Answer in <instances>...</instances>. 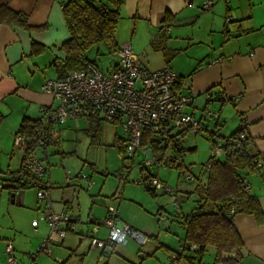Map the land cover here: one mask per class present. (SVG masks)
Wrapping results in <instances>:
<instances>
[{"label":"crops","instance_id":"crops-1","mask_svg":"<svg viewBox=\"0 0 264 264\" xmlns=\"http://www.w3.org/2000/svg\"><path fill=\"white\" fill-rule=\"evenodd\" d=\"M64 1L0 0V6L21 12L31 26L37 27L26 29L0 22L1 190L9 186L4 185L5 181L13 182L21 165V156L14 150L13 139L22 118L46 119L47 113L58 104L51 94L42 90V84L62 73L64 54L60 46L69 37L62 13ZM118 1L115 42L118 45L128 42L140 55L141 63L150 70L169 67L179 77L180 92L192 96L186 112L198 119L203 118L206 111L217 115L208 114L203 118L204 127L200 132L220 139L245 129L250 137V150L264 153V0H212L213 4L207 10L202 9V4L208 0ZM149 49H153L159 58L153 60L147 53ZM81 119L90 123L84 117L66 121L77 125L76 121ZM60 125L50 124V136L54 138L52 144L55 146L37 147L35 152L46 164L45 180L50 184L53 210H67L76 223L75 230L59 244L62 245L65 241L79 243L78 240L89 236L91 224L102 220L107 206L111 205L109 198L115 197V192L109 191L110 187L104 189V182L98 189L94 188L91 175L88 178L92 183L87 186L85 177L82 179L85 174L82 169L73 174L64 170L61 162L66 163L67 157L59 166L56 163L50 166L53 154L63 157L61 155L69 152L60 146ZM116 137L114 142L125 140V137ZM188 137L189 134L185 140ZM186 149L192 152L196 145H188ZM145 151L142 150L144 154ZM184 162L188 163L185 157ZM193 168L191 166L195 185L203 184L202 178L204 182L207 178L203 165H198L196 173ZM139 171L142 176L144 168L141 166ZM243 175L249 192L257 197L264 214V179L256 171ZM8 190V196L0 195V209L8 215L12 229L20 239L19 244L21 240L27 243L26 250L33 240L40 243L44 236L40 226L46 224L36 221L41 213L40 202L32 188H16L13 202ZM181 211H176L172 221L175 219L180 230H184L179 221L180 214L183 215ZM120 214L122 216L121 211ZM122 221L130 225L131 220L125 217ZM232 222L242 241L235 264H264V223L259 224L252 215L244 213H235ZM34 224L36 230L32 228ZM141 229L148 230L149 235L155 231L146 225ZM106 232L105 226L100 224L95 235L104 236ZM183 239L184 234L178 239V248ZM12 243L16 252V243ZM165 247L171 255L178 250ZM57 250L59 262L69 264L74 250L65 257L66 261L63 259L65 253ZM28 254L17 259V264H26ZM110 259L109 256L105 264ZM80 264H85L84 260Z\"/></svg>","mask_w":264,"mask_h":264},{"label":"built area","instance_id":"built-area-1","mask_svg":"<svg viewBox=\"0 0 264 264\" xmlns=\"http://www.w3.org/2000/svg\"><path fill=\"white\" fill-rule=\"evenodd\" d=\"M213 4L212 0L205 1L202 9L207 10ZM115 62L107 69H100L95 63H89L85 68L73 70L65 75L47 80L42 84V90L58 101L55 108L47 113L50 124H62L73 117L91 118L119 124L125 133V152L132 157L139 150L149 148L150 154L143 163V175L134 182L155 193H173L168 184L158 179L153 170L147 167L158 166L178 168L180 176L186 181H192L194 175L191 166L184 162L186 149L185 136L199 133L203 130V118L214 115L206 111L203 118H195L185 111L192 102L190 94H183L178 89L179 77L167 66L150 70L140 61V55L135 53L128 42L118 45L114 53ZM209 98V93L206 94ZM157 139L162 150L160 158H152V148L143 146L145 136ZM249 138L245 129L236 137L212 138L210 140V157L215 160L222 157L231 146H240ZM54 143L51 136H42L37 147H46ZM14 150L21 156V165L16 173V179L24 188H32L40 202L41 213L39 221L48 226V233L41 239L40 245L34 253L28 254L26 264H38V254L51 256V249L59 245L69 232H73L76 223L67 210L55 211L52 208L50 184L45 180L46 168L35 150L28 148L25 137L15 134ZM264 153L259 152L255 160L256 166L264 172ZM211 162L203 166L204 173L210 169ZM146 170V171H145ZM88 186L91 180L85 177ZM178 211V210H177ZM160 220L167 221L163 213H159ZM105 226L107 234L99 238L95 234L99 225ZM36 230V227H33ZM89 249L97 251L99 262L106 260L117 245H123L128 238L134 239L140 245L146 241L143 232L122 222L118 210L108 206L106 215L99 223H93L89 232ZM198 246L188 244V251L196 253ZM4 264H17L15 249L11 241L4 243ZM184 251L183 244L171 255L175 259L178 253Z\"/></svg>","mask_w":264,"mask_h":264},{"label":"rangeland","instance_id":"rangeland-1","mask_svg":"<svg viewBox=\"0 0 264 264\" xmlns=\"http://www.w3.org/2000/svg\"><path fill=\"white\" fill-rule=\"evenodd\" d=\"M147 53L153 60L159 58H156L157 54L153 49H149ZM88 57L104 71L107 70L116 60L113 55L108 53L104 45L91 49L88 53ZM68 121L60 125L61 132L59 142L60 146L66 151L69 150V152H64L65 154L61 155L63 157H55L53 154L51 157L54 159L52 162L50 161V166L55 163L59 166L60 161L64 157H67L65 159L66 163L61 162L64 170L68 169V172L70 170L73 174L79 169H82V172L85 173L82 179L91 175L92 180L94 181L93 186L97 189L99 186H102V182H104V189L110 187L109 191L112 189V192H115V197L109 198L111 199V205L109 206L116 207L121 220L128 217V219L131 220L128 223L133 225V228L143 232L146 236V241L143 245H140L132 238H128L127 242L123 245H117L114 248L113 253L110 254L111 259L107 264H174L171 262L170 258L171 251L167 250L165 246L177 250L178 239L184 234V230H180L175 219L172 221V218L178 209L182 210V214L186 216L199 206V203L197 202L198 197L196 193L193 192L196 186V178L194 177L192 181H186L180 176L178 168L158 166L147 167L148 171L151 169L153 170V174L158 179L164 182L166 181L168 186L175 189V192L172 194L158 192L152 196L142 186L137 185L134 182L141 177L139 170L141 166H143L144 161L148 159L147 156L142 150H139L132 157L124 152L125 159H121L120 153L114 145V140L118 139L116 137L117 135L122 138L125 137V133L119 124L115 125L97 120H93L92 123L88 124L85 119H81L76 121L77 125H70L71 122ZM220 139L222 140L223 138ZM184 145L186 148L188 145L191 147L196 145V150H193L192 152L187 150L185 154L186 161L189 163L186 162V164L193 166V172L195 171L194 173H196L198 171V165L204 166L211 155L210 140L208 139L207 141V136L202 132L197 134L190 133L188 139L184 141ZM48 146L51 147L55 145L52 144ZM152 158L155 157L153 156ZM222 158L223 157H220V159ZM204 180L205 179L202 178L203 183ZM16 184V181L11 183L5 181L4 183L6 186H15ZM7 190L8 188L0 189V195L2 193L5 197L8 196L6 193ZM83 190H85V188H83ZM182 196H187V199H182ZM114 202L120 207L122 216L116 204H112ZM159 213H163L167 217V222H170L167 224L163 223L160 220ZM36 221L39 222L38 218ZM143 225L154 229V233L149 235L148 230H142L141 226ZM36 226L37 225L34 224L32 228ZM92 226L93 224H91V228ZM40 229L44 233L43 237H45L48 233L47 224L46 226L41 225ZM70 234L71 232H69L67 236ZM106 234L104 236L97 235V237L104 238ZM5 241H15V256L17 259L22 258L26 253H34L40 245L39 242L30 239V241H32V246L28 245L29 248L25 250V245L27 243L21 240V243L19 244L20 239L18 238V234L12 229L8 215L5 211H2L1 208L0 264H4L5 262L3 253ZM78 242L79 243H69L68 241H65L62 245H55L51 249L50 257L44 254H38L36 262L38 264H60L59 261L61 260L58 258L59 253L57 249L65 253L63 259L70 254L72 249L74 250V255H72L71 261L69 260V264H80L82 260H84L85 264H105V261L109 258L108 257L101 262L97 260V251L88 249L90 245V236H85L84 239H81L80 241L78 240ZM24 250L25 252H23ZM214 254V248L208 246L204 250V255L200 263L213 264ZM187 256L188 255H186V257ZM81 258L83 259L81 260ZM196 261L198 262V260ZM176 264L189 263L186 258L183 257Z\"/></svg>","mask_w":264,"mask_h":264},{"label":"trees","instance_id":"trees-1","mask_svg":"<svg viewBox=\"0 0 264 264\" xmlns=\"http://www.w3.org/2000/svg\"><path fill=\"white\" fill-rule=\"evenodd\" d=\"M118 8V0L64 1L62 13L69 37L60 46L64 59L62 73L59 76L83 69L89 63H95L88 57V53L100 45H104L108 53L114 55L118 48L115 42L119 18ZM0 22L16 24L26 29L37 28L28 23L26 15L12 11L6 6H0ZM88 120L92 122L91 118ZM241 130L238 129L224 138L236 137ZM16 134L25 137L28 148L35 150L42 136H50V122L42 117L35 119L23 117ZM207 138L212 140L214 135L209 134ZM249 144L250 137L240 146H231L222 159L219 157L212 160L209 157L208 162H211V166L207 172L206 181L203 184L198 182L193 191L198 197L199 206L186 216L180 214L179 221L184 228L182 242L184 251L178 253L175 259H171L172 263L175 264L181 257H185L189 264H201L204 250L211 246L215 251L213 264H235L238 262V252L242 241L233 225L232 216L235 213L249 214L257 223H264V214L258 199L249 192L243 175L245 172L256 171L264 179V172L260 171L255 162L259 158V152L250 150ZM114 145L121 159H125V140L115 141ZM146 145L152 148V154L159 159L162 150L158 140L147 135L143 138V146ZM13 181L17 184L8 186L9 192L19 187L24 188L22 184H19L16 176ZM145 190L152 196L155 194L151 189ZM188 244L198 246L196 253L185 251L188 249Z\"/></svg>","mask_w":264,"mask_h":264},{"label":"water","instance_id":"water-1","mask_svg":"<svg viewBox=\"0 0 264 264\" xmlns=\"http://www.w3.org/2000/svg\"><path fill=\"white\" fill-rule=\"evenodd\" d=\"M150 152H151V150H150L149 148H146L145 154H146V155H149ZM14 195H15V191L10 192L11 202H13V197H14Z\"/></svg>","mask_w":264,"mask_h":264}]
</instances>
